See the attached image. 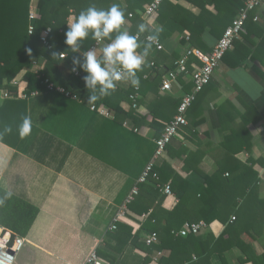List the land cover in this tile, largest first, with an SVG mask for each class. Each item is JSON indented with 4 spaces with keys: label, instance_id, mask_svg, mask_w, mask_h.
I'll return each instance as SVG.
<instances>
[{
    "label": "crops",
    "instance_id": "obj_1",
    "mask_svg": "<svg viewBox=\"0 0 264 264\" xmlns=\"http://www.w3.org/2000/svg\"><path fill=\"white\" fill-rule=\"evenodd\" d=\"M168 1L197 18L192 28L200 32L198 44L202 49L191 48L204 54L211 52L237 17L241 5V0ZM141 13L140 19L129 20L122 30L133 27L139 34L137 26L142 23L148 31L140 35H150L159 26L166 37L161 41L162 51L157 53L151 48L145 63L137 71L139 88L143 90L137 112L145 116L139 126L134 127L127 120L122 122L104 106L99 107L106 110L107 116L91 110L95 105L76 93L79 100L46 90L21 99L5 97L6 91L0 90V108L8 101H24V115L33 120L30 136L21 139L15 126V137L9 139L11 146L0 142V191L13 193L12 197L20 205L17 206L20 213L28 214L24 223L33 218L26 229H23V222L15 226L9 224L8 228L0 223L11 237L25 240L14 264H85L91 253H95L102 264H160V259L169 257L168 249L144 252L133 246L121 255L111 253L115 242L109 227L138 178L133 165L153 149L155 134L160 132L154 124L163 126L175 116L166 113L163 119L155 109L153 119L149 109L158 98L165 102L182 95L176 88L169 93L161 92L163 78L156 82L157 89L154 86L148 89L143 82L147 79L153 82L155 69H168L190 48V34L184 27L171 20L160 24L157 14L148 19L144 12ZM254 15L258 20L250 19L236 41L240 54L233 53L235 47L226 53L228 55L215 69L209 84L197 95L193 109L187 112L188 125L178 132L157 162V167L165 165L166 184L171 185L173 172L192 186L201 188L204 187L202 174H212L219 167L227 181L225 188L234 187L235 181L244 177L253 184H236L239 190L247 191L254 186L256 200H264V0ZM181 40L185 42L182 45L179 44ZM106 44L98 45L97 55ZM246 51L251 54L243 58ZM190 60L196 62L193 58ZM240 60V65L233 66ZM35 65L38 70L43 69V62ZM24 73L16 78L19 81L17 91L23 93L26 84L21 77ZM184 80L189 87L190 78ZM126 83L130 84L127 80ZM120 107L129 110L128 100L121 102ZM24 115L22 109L11 110L4 118L18 121ZM105 139L110 140L106 148L103 145ZM191 154L194 161L189 166L193 167L185 168L184 160ZM110 159L114 160L113 165L109 163ZM237 165L239 168L233 170ZM181 195L178 187L173 186L172 195L163 196L156 223L151 222L153 225L131 212L133 216L120 218L118 223L130 227L133 234L139 233L141 240L148 234H157L165 225L167 213L178 205ZM12 208L8 206L5 213H10ZM198 208L195 202L186 209L190 216L187 222L199 219ZM221 218L208 224V229L201 234L203 238L206 235L216 238L225 232L231 219ZM199 221L203 220L196 222ZM260 227L256 240L244 231L232 234V248L224 252L223 259L217 253L211 255L210 264H253L252 259L264 255V219ZM237 243L251 249L244 252ZM99 250L114 255L115 260L102 259L97 253Z\"/></svg>",
    "mask_w": 264,
    "mask_h": 264
},
{
    "label": "trees",
    "instance_id": "obj_2",
    "mask_svg": "<svg viewBox=\"0 0 264 264\" xmlns=\"http://www.w3.org/2000/svg\"><path fill=\"white\" fill-rule=\"evenodd\" d=\"M152 1L153 0H37V19L33 24L34 31L32 35H28V13L30 0H0V90H4L9 95L15 96L18 89L17 87L12 86L11 83L19 77L23 71H25L21 78L22 82L26 84L24 93L27 96H29L31 92L35 91L44 92L45 86L43 85L42 80L48 79L54 86L64 88L73 94L76 93L87 101L88 93L82 80V76L85 74L82 71H78V74L75 75L70 71V69L73 66V57L81 56L86 53L96 42L91 40V38L86 39L83 41L79 53L71 52L68 46L64 43L65 32L68 27L67 25L74 17L78 16L82 10L87 9L90 6H95L98 9H108L114 3L118 4L120 8L124 10L125 18L128 14H133V18L130 21L135 22L141 18L138 12H144V7ZM242 6L243 0H241L239 9H241ZM156 18L160 24L171 20L184 27L190 34V48L194 47L202 49L201 45L198 44L200 32L193 30L194 28H192L197 18H195L191 13L175 4H172L168 0H162L158 7ZM250 22L251 21H248L245 24L243 31ZM47 27L52 30L48 39L50 49L42 46L39 42L41 32ZM128 32L139 36V39L137 40L141 47L138 48L137 51H142V48L146 44L143 40L145 36L140 35V33L136 34L133 27L130 28ZM165 37V35L160 33L158 40L161 42ZM236 41L234 42L233 47L235 48L233 53L240 54V49L237 47L238 43ZM104 42L109 43L110 41L106 40ZM184 43V40L179 42L181 45ZM53 52L57 54V57H53ZM60 53L64 55L66 53L64 59L59 58ZM250 54L251 53L249 51H246V55L243 56V58L249 56ZM227 55H225L223 60ZM174 59L177 58L174 56ZM39 61L43 62L42 70H38V67L35 65ZM190 62H193V60H189L188 66ZM241 62L242 60L236 62L233 66H238ZM171 69L172 66L166 70ZM154 74L155 80L153 82H150L148 79L143 82L148 86V89L152 86L157 89L158 84L156 82L163 78L159 74L158 69L154 70ZM187 78L190 77L180 76L178 78L181 85L182 95L176 97L175 99H166L165 102L162 98H158L154 107L149 109V113L152 115L153 119L155 118V111H153L155 109L162 114L160 117L163 119H165L164 114L166 113L168 115L172 113H174V115L176 114L182 97L192 91V84L189 87L186 86V80L184 79ZM132 88L133 87L126 82L119 83L117 84L116 90L110 96L98 99L91 104H94L95 107L104 106L108 110H111L115 116L120 117L122 122L127 120L131 121L134 127L139 126V123L145 119V116L142 117L137 112L141 92H143V90L139 88L137 107L133 109L129 100V95L133 90ZM127 100L130 108L129 110L124 111L120 107V104L121 102ZM195 101L188 111L193 109ZM157 105H160L158 109ZM25 107L26 105L24 101L12 100L4 103V105L0 108V126L8 124L11 125L13 129L15 126H18L21 120L17 121L16 119H12L10 121L4 117L9 114L11 110L19 111L22 109L24 115ZM153 124L154 122H152V125ZM154 125H156L155 128L157 130H160V132L157 131L159 132L158 134H155V137L157 138L161 134L163 126L158 124ZM13 132L14 130L11 134H8L0 139V142L11 146L9 139H13L15 137ZM109 143L110 140L105 139L103 142L104 147L106 148ZM154 147L155 146H153V149L149 152V154H146L147 156L145 158L137 159L135 161V165L133 166L136 168L138 177L144 168H142V164L144 162L147 163L151 159ZM147 148H149L148 145ZM193 161L194 156L191 154L184 160L185 168H192L193 166H189V164ZM109 163L113 165L114 160L110 159ZM163 168H165V165L160 167H157L156 165L153 172L157 176V179H151L149 182L138 186L139 193L134 198L133 202L128 205L126 217L133 216L131 213L138 214L139 217L143 214L149 213L144 222L148 225L156 223L157 213L160 209L161 201L163 200V195L160 193L156 185L166 184V179L164 178L165 170ZM238 168L239 165L235 166L233 170H237ZM196 171L198 173L200 172L199 169H196ZM220 171L221 169L218 167L212 174L206 175L201 173L204 178V187H201L202 189L192 186L188 182L182 180L178 175L171 172L170 178L172 190L173 186H176L181 191L182 195L178 205L171 212L167 213L168 217L165 221L163 229L157 233L159 243L147 247L144 243V239L150 234L146 235L141 240L139 233L133 234L130 227L117 222L116 230L112 231L111 235V238L115 242V245L111 247V253L121 255L129 246H133L144 252H148L149 250L162 251L168 249L170 251L169 257L167 259H160V264H210L211 255L217 253L220 259H223L222 255L224 252L232 248L234 243L231 237L235 232L244 231L251 239L256 240V235L259 233V229L261 228L260 226L264 219V200H256L257 194L254 186L253 189L251 188L247 191L239 190L236 184H253L244 177L237 179L234 187L230 189L225 188L227 181L223 176L224 174L222 175ZM224 171L225 170H222V172ZM3 193L4 192L0 191V194ZM195 202L199 206V219H202L207 224L213 220H218L221 217H225L227 219L234 217L235 220H230L227 224L225 232L216 238L211 235H206L204 238L202 235H188L186 237L177 236L176 233L180 230L182 225L190 220V216L186 212V209ZM8 206H13V208L10 213H5V209ZM17 206L20 205L13 197L7 200L3 206H0V223L5 225V227L9 226V224L15 226L19 222H25L24 220L27 218L28 214L20 213ZM32 219L33 218H30L26 221V223H24L23 229L29 227ZM197 220H191L190 222H196ZM145 225L141 227L142 230L145 228ZM237 245L244 252L251 249L248 245L246 246L240 243H237ZM97 253L102 259L109 262L115 260V257L112 254L108 255L100 250ZM192 255L195 256V259L192 258ZM252 263L264 264V255L252 259ZM223 264L226 263L224 262Z\"/></svg>",
    "mask_w": 264,
    "mask_h": 264
},
{
    "label": "built area",
    "instance_id": "obj_3",
    "mask_svg": "<svg viewBox=\"0 0 264 264\" xmlns=\"http://www.w3.org/2000/svg\"><path fill=\"white\" fill-rule=\"evenodd\" d=\"M262 0H243V6L239 10L237 17L233 20L230 26H228L223 32L220 39L214 45L210 53L204 54L198 50L188 48L185 55L179 60L173 63L172 69L166 71L161 85V92L169 93L172 92L174 88L181 90V85L178 81L180 76H189L192 84V91L189 94H185L181 102L177 108V112L175 116L168 122L164 123L163 130L159 137L154 139V152L151 159L146 163L144 168L142 169L139 177L136 180L135 185L131 188L125 200L118 208L116 213V217L113 220L112 224L109 227V231L116 230V223L120 218L126 216L128 212V205L133 202L134 198L138 195V186L140 184H145L149 182L151 179H157V176L154 174V168L161 160L165 154L166 148L171 144L172 140L176 137L178 132L185 128L188 125L187 122V111L191 107V105L196 100L197 95L209 84L215 69L223 60L226 53L231 51L234 46V42L238 40L243 32L245 24L252 19L253 22L258 20L257 16H255V12L258 7L261 5ZM162 0H153L150 4H148L144 11V17L150 19L154 18L157 14L158 7ZM37 0H30L29 13H28V35H32L34 31V22L37 19ZM133 18V14H128L125 18V22L122 25V28H125L129 22ZM52 33L51 28H45L40 36L39 42L42 46L50 49V45L48 39ZM137 39H139V36ZM148 36V35H147ZM145 36L143 40L147 42ZM98 43L96 42L92 48L97 49ZM152 49L154 52L162 51V43L158 40L153 44ZM60 59H64V54L59 56ZM193 58L196 62H190L189 60ZM77 75L78 73H74ZM126 82L122 80L119 83ZM43 85L45 86V90L52 92L55 91L60 93L61 95L72 98L74 100H79V97L73 94L70 91L65 90L64 88H59L54 86L48 79L42 80ZM12 86L19 87V81L15 79L12 83ZM132 92L129 95V100L131 102V107L135 109L137 107V101L139 98V88H132ZM39 92H31L29 96H27L23 91H17V94L9 95L7 92L5 93V97H18L21 99H28L30 97L37 96ZM91 110L97 111L99 114L107 116L106 110L102 109V107L96 108L95 106H91ZM156 187L159 189L160 193L169 197L172 195V190L169 184H157ZM149 213L143 214L140 219L144 221L148 217ZM235 220L234 217L231 218V221ZM208 229V224L204 221L199 222H187L182 225L180 230L176 233L177 236L186 237L188 235L200 236ZM10 232L5 230L0 225V264H14L16 256L21 252L25 245V240L20 237H12L10 236ZM159 239L156 233H152L144 239V243L147 247L158 244ZM85 264H102L99 260L98 256L95 253H91L85 261Z\"/></svg>",
    "mask_w": 264,
    "mask_h": 264
},
{
    "label": "clouds",
    "instance_id": "obj_4",
    "mask_svg": "<svg viewBox=\"0 0 264 264\" xmlns=\"http://www.w3.org/2000/svg\"><path fill=\"white\" fill-rule=\"evenodd\" d=\"M124 22V10L114 3L108 9L90 6L82 10L67 25L64 43L73 53H79L83 41L89 38L98 44L106 40L110 41L100 48L99 55L95 48H91L81 56H74L72 59L73 66L70 71L73 73L82 71L85 74L82 76V80L88 93L87 103L110 96L116 90L117 83L125 79L134 88L138 89L140 86V79L136 73L145 63L146 57L153 44L158 41L163 28L155 27L147 36L143 50L137 52V49L141 47L137 36L122 30ZM146 31L148 29L145 24L141 23L137 26L138 33ZM52 55L57 57L55 52ZM32 130L31 116H22L16 129L18 136L21 139L26 138L31 135ZM12 131L11 125L0 126V139L11 134ZM12 196L13 193L10 191L0 194V206H3Z\"/></svg>",
    "mask_w": 264,
    "mask_h": 264
},
{
    "label": "water",
    "instance_id": "obj_5",
    "mask_svg": "<svg viewBox=\"0 0 264 264\" xmlns=\"http://www.w3.org/2000/svg\"><path fill=\"white\" fill-rule=\"evenodd\" d=\"M140 15L142 14L141 12H138ZM165 71L166 70H164V69H161L160 71H159V74L161 75V76H164L165 75Z\"/></svg>",
    "mask_w": 264,
    "mask_h": 264
}]
</instances>
